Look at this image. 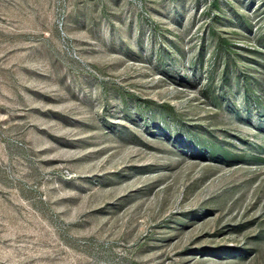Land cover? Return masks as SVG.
<instances>
[{"label": "rangeland", "instance_id": "1", "mask_svg": "<svg viewBox=\"0 0 264 264\" xmlns=\"http://www.w3.org/2000/svg\"><path fill=\"white\" fill-rule=\"evenodd\" d=\"M0 264H264V0H0Z\"/></svg>", "mask_w": 264, "mask_h": 264}]
</instances>
